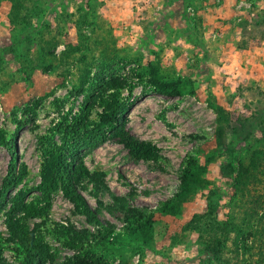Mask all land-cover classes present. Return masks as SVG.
<instances>
[{"label":"rangeland","instance_id":"374dc122","mask_svg":"<svg viewBox=\"0 0 264 264\" xmlns=\"http://www.w3.org/2000/svg\"><path fill=\"white\" fill-rule=\"evenodd\" d=\"M258 30H264V0H0V130L10 140L23 123L17 147L24 173L0 211V264H20L25 255L6 224L19 195L25 198L16 222L41 247L43 264H66L79 254L75 232L85 233L81 250L105 264H217L205 250L213 230L246 196L258 201L250 204L259 216L264 211V167L242 194L235 183L251 153L264 152V39ZM103 67L124 81L120 99L135 100L127 130L156 150L153 160H133L123 144L107 141L83 158L78 191L116 234H123L131 209L152 212V245L122 257L117 246L95 244L97 227L61 188L46 208L36 190L47 163L43 148L61 144L57 124L77 114L89 87L72 92L86 70L93 78ZM153 69L164 83L180 79L183 95L142 96ZM90 106L87 121L94 124L102 106ZM214 150L180 214L161 213L160 204L178 191L183 160L192 157L203 167ZM9 158L0 146V188ZM31 207L46 211L36 215ZM195 216L206 233L184 230ZM248 245L240 257L261 262L256 249L264 251V236L250 237Z\"/></svg>","mask_w":264,"mask_h":264},{"label":"trees","instance_id":"16d2710c","mask_svg":"<svg viewBox=\"0 0 264 264\" xmlns=\"http://www.w3.org/2000/svg\"><path fill=\"white\" fill-rule=\"evenodd\" d=\"M257 26V25H256ZM260 31V30H258ZM261 38L264 39V30H261ZM103 67L98 70L93 78L90 77V71L86 70L80 80L79 86L72 94H78L84 87H89V92L77 114L71 116L70 113L62 116L57 124V130L62 135L61 144L49 143L43 148L47 158V163L41 177L40 184L36 190L41 194V201L48 207L52 194L61 188L64 195L73 203L83 208L87 218L97 227L94 235L95 244L105 247L107 245L117 246L120 251V257L125 251H132L138 254L143 247H150L154 240L153 215L147 208H133L126 214V225L123 234H116L114 228L105 224L87 205L85 199L78 191V183L86 175V168L83 164L84 155L99 145L113 141L121 143L128 150L133 160H153L156 157V150L148 142L136 140L127 130L128 114L134 106V101H122L119 91L125 87L123 80L113 75H107ZM141 78V77H140ZM90 81H92L90 83ZM147 93H153L170 98L183 95L181 89V80L173 83H164L156 69L149 71V79L146 82ZM109 92V93H108ZM98 101L102 106V113L96 123L90 124L87 121L90 104ZM38 102V101H37ZM90 103V104H88ZM31 109V108H30ZM221 119L223 110L219 107L214 108ZM32 110V109H31ZM23 128V123H18L15 132L10 140L5 138L4 131L0 130V146H3L10 158L7 165V173L3 179L0 188V211L4 205L11 190L15 188L23 177V171L18 169V139ZM42 143V138H39ZM215 158V150L205 155V166H197L192 157H186L181 167L180 183L177 193L171 199L160 204V212L170 216L180 214L181 206L185 203L192 192L194 184H201V175L206 172V166ZM264 167V152L255 150L251 153L247 166H239V172L235 183L238 192L241 194L252 183L258 181V174L262 175ZM25 196L19 195L7 213V228L14 240H16L24 250V257L20 264H43L44 253L41 247L34 240L33 235L23 226L16 222V213L23 207ZM252 197H244V201L238 206L233 216H227L219 226L218 230H213L208 243L205 244V250L210 258L217 264H246L243 256L249 253L248 242L251 238L264 236V229L259 227L264 219V211L260 213L250 203L258 206V201ZM29 208L34 214H43L46 210ZM198 216V215H197ZM195 216L194 218H198ZM199 218L188 223L185 229L196 230L200 235L206 233L203 229L200 231ZM256 227V230L254 229ZM73 240L74 248L79 250V254L72 259H68L66 264H105V261L93 252H87L82 248V239L85 238L84 232H75ZM228 258L224 252L227 245ZM257 258L264 262V252L260 247L256 249ZM261 262L253 264H261ZM251 264V263H248Z\"/></svg>","mask_w":264,"mask_h":264}]
</instances>
